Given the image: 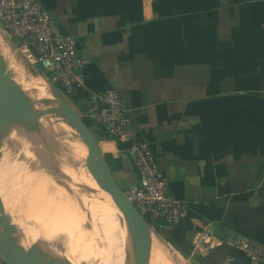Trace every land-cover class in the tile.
<instances>
[{
    "label": "crops",
    "instance_id": "crops-1",
    "mask_svg": "<svg viewBox=\"0 0 264 264\" xmlns=\"http://www.w3.org/2000/svg\"><path fill=\"white\" fill-rule=\"evenodd\" d=\"M42 2L87 61L71 104L87 116L97 93L119 89L132 140L149 143L188 205L179 224L159 225L165 235L139 217L189 264H250L227 239L264 244V0ZM90 129L127 196L138 179L130 150Z\"/></svg>",
    "mask_w": 264,
    "mask_h": 264
},
{
    "label": "rangeland",
    "instance_id": "rangeland-1",
    "mask_svg": "<svg viewBox=\"0 0 264 264\" xmlns=\"http://www.w3.org/2000/svg\"><path fill=\"white\" fill-rule=\"evenodd\" d=\"M0 39L2 40L0 43L3 44L4 47H7L8 51H11L13 53V57L15 58V62L12 60L4 61L0 59V63H7L6 67L9 69L6 68V70H8L5 72L6 74L8 73L7 76H11H9V80L8 77L6 78V81L8 80L7 82L11 83V87H6L4 89L3 80L0 78V140H2V142L11 143V145L16 148L21 147V151H19L20 153L16 152V155L18 154L19 159L18 156L14 158L17 162L12 159V156L3 154L1 151L3 149L0 148V176L3 177L2 179H6L7 181L8 179H11V182H13L14 177H16L17 182L20 181L18 183L20 186L19 191L21 192L22 190V194H27L28 198L31 200L35 199V196L37 198V195L43 196L44 194H48L53 190H57L60 192L61 196L75 208L76 211L78 209L79 212L77 211V215L80 216L83 221L86 220L85 222L88 223L97 222L106 228V230L101 235L103 244H107L106 247L116 251L120 255H126V258L137 262L138 257L137 260L134 257H129L130 254L128 253L124 240L120 235L121 227L118 228L119 224H121L120 219H118L119 222L118 220L116 221L117 214L113 212L111 206H109L108 210H106V208L100 203H96V205H93L94 207H90V197L88 198L89 195L86 192L88 190H93L95 186H98V192L101 198L106 203H108V205L109 202L106 194L104 195L102 191V185L94 174L92 168L90 167L92 170L91 175L85 168L87 167L88 161L87 146L79 138L71 124L61 113L58 107L59 103L55 95H50L45 92L39 81L40 79L44 84L47 85V87L50 88L48 85V80L45 78L42 72L37 74L33 72L32 69H30L29 65L31 67L32 65L30 64L29 60H27V58H25L21 51H19L17 48V44L19 43L18 38L13 34L4 31L1 26ZM18 61L26 64L27 72L30 74L31 79L39 84V87L42 91L35 90V87L32 85L33 83H31L30 80L28 83L26 82L28 85H22L23 83L21 84V79H19L17 70ZM34 74L37 75L39 79L35 77ZM13 90L15 93H13ZM63 93L68 98V100H70L69 95L65 92ZM7 95H18L16 98H20L21 101L25 102L26 105L28 104V106L18 103L17 105H12V110L10 107L7 108V99H9ZM10 99L12 98L10 97ZM20 121H22L23 124H20ZM10 126H12V128ZM71 158H74V162H76L78 165L74 163L73 166L71 163ZM78 158L80 160L82 159V162L79 163L80 160ZM21 159L23 161L22 167H20ZM77 159L79 161H77ZM13 165L17 166L16 169L14 168L15 166L13 167L15 170H17L16 172H18L16 174L12 172L13 168H11V166ZM23 168L25 171H23ZM73 174L84 177L86 184L83 186H85V188H83L81 185L82 181L75 179ZM106 193H108L107 190ZM15 196L16 195L13 193H10V198L12 200L15 199L16 202L21 201L20 198L19 200L17 197L15 198ZM87 204L90 206H87ZM98 204L100 205L98 206ZM94 209L96 210V213L95 211L92 212ZM7 212L12 217V211ZM122 212L127 214H133L132 212H134L133 216L137 218L139 217V215L131 207L127 198L123 202ZM91 230L92 228L89 229V232ZM122 231L127 236L124 228H122ZM126 238L127 241H129L128 236ZM158 238L161 239L159 236ZM112 241H117L118 246L114 247L111 245V243L108 244ZM161 241L164 243L163 245L165 246V250L162 251L163 254L159 257L162 261L159 262L160 264H189L184 256L175 248V246H172L169 243L166 245L167 242L165 243L162 239ZM58 244L59 250H67L62 243ZM79 251V249L76 251L77 254ZM79 253L82 252L80 251ZM83 253V256L85 257L88 252L86 253V250L84 249ZM87 257L88 256L84 258L86 260H84L85 264H89V259L99 263V261L93 257ZM16 259L17 258H9V264H16Z\"/></svg>",
    "mask_w": 264,
    "mask_h": 264
},
{
    "label": "built area",
    "instance_id": "built-area-1",
    "mask_svg": "<svg viewBox=\"0 0 264 264\" xmlns=\"http://www.w3.org/2000/svg\"><path fill=\"white\" fill-rule=\"evenodd\" d=\"M0 26L18 38L17 48L29 62L42 67V74L67 94L85 85L86 59L79 53L75 35L64 33L42 0H0ZM131 107L116 87L96 94L87 116L116 141L132 140ZM133 141V140H132ZM138 174L126 190L140 214L153 225L159 221L175 226L188 215V205L170 189L168 180L147 141L134 140L128 148ZM202 241H212L201 233ZM228 244L242 250L250 264H264V244L244 234H234Z\"/></svg>",
    "mask_w": 264,
    "mask_h": 264
},
{
    "label": "bare ground",
    "instance_id": "bare-ground-1",
    "mask_svg": "<svg viewBox=\"0 0 264 264\" xmlns=\"http://www.w3.org/2000/svg\"><path fill=\"white\" fill-rule=\"evenodd\" d=\"M0 42H2L1 39H0ZM12 54L13 53L11 51H8L7 47H4V45L0 43V59L4 61L12 60L13 62H15V58L13 57ZM6 64L7 63H0V78L3 80V83H4L3 89L6 87H11L10 86L11 83L7 82L10 79L9 78L10 75L7 76L8 73L6 74L5 72L9 69L8 67H6ZM26 67H27L26 64H23L20 61H18L17 70H18L19 79H21L20 81L21 84L22 83H23L22 85L27 84L28 81L30 80V82L33 83L32 85H34L35 90L42 91L39 87V84L35 82L33 79H31V76L27 72ZM29 67L30 69H32L33 72L37 74L40 73L37 70H35L33 67H31L30 65ZM6 68L8 69L6 70ZM4 72H5V75H4ZM34 76L37 77V75L35 74ZM7 77H8V80L6 81ZM39 81L45 92H47L50 95L54 94L53 91L49 87H47L46 84H44L40 79ZM6 83H7V86H6ZM13 93H15V91ZM7 96L9 98L7 99V108L10 107L11 110H12V105L14 104L17 105L18 103H20V104L26 105L25 102L21 101L20 98H16V96L18 95L16 96L7 95ZM10 97L12 99H10ZM26 106H28V104ZM19 123L23 124L22 121H20ZM10 127L12 128V126ZM0 141H1L0 148L3 149L1 150L2 153L7 156H12V159L15 161L14 158L18 156V154L16 155V152L21 151L20 149L21 147L16 148L13 145H11V143L2 142V140ZM9 149L10 151L8 152ZM18 159H19V156H18ZM78 159L77 161L80 160ZM81 160L79 161V163L82 162ZM71 161H72L71 162L72 165L76 163L74 162L75 161L74 158H71ZM22 162L23 161L21 159L20 167H22L23 165ZM14 166L15 165L11 166V168H13ZM16 167L17 166H15L14 168L16 169ZM14 168L12 172H14V174L18 173L16 172L17 170H15ZM85 168L87 172L91 175L92 170L90 166L87 165V167ZM23 171H25V169ZM94 174L96 175L100 184L102 185V191L104 195L106 194L109 205L101 198L98 192V189H99L98 186L97 187L95 186L93 190H88L87 192L85 190V192L89 195L88 198L90 197L91 206L88 204L87 206L94 207L93 205H96V203H100L106 208V210H108L109 206H111L113 212L117 214L116 221L120 219V222H121L122 227L124 228V231L128 232L127 233V236H129L128 242L133 248L134 254L135 252L137 254V257H138V260L136 259L137 262L132 261L129 258H126L125 257L126 255L125 256L120 255L116 251L106 247L107 244L106 245L103 244L102 236H101L102 233L106 230V228L102 224H99L97 222L88 223V222H85L86 220L83 221L80 218V216L77 215L78 209L76 211L75 208L66 199H64L61 196L60 192H58L57 190H53L49 192L48 194H44L43 196L37 195V198L35 196V199L31 200L30 198H28L27 194H22V190H21L22 188L20 189L21 192L19 191L20 186L18 185V183L20 181L17 182L16 177H14V181L11 182V179H8L7 181L6 179L5 180L2 179L3 177L0 176V209L6 212L12 211V217L10 216L11 217L10 222L13 226V229L11 231V240H14L16 242L18 248L29 252V256L27 260H21L17 258L15 260L16 264H23V263L24 264H39V262H41V260L45 259L46 257L47 258L58 257L64 260L68 259L70 260L69 261L70 264H85L84 258L86 256H88L87 258L93 257L94 259L99 261L100 264H160L159 262H162L159 257L163 254L162 251L165 250L164 249L165 246L163 245L164 243H162L161 239L158 238L157 234L153 232L154 230L152 231L151 228L147 226L148 224L146 225V223L140 217L138 218L134 217L133 216L134 212H132L133 214H127L125 212H122V205H123L124 200L126 199L125 196L121 198L120 200V207L119 208L116 207V205H114V203L111 201L110 195L106 193V187L108 184L106 175L104 173H97V174L94 173ZM73 177L77 180L79 179L80 181H82V184H81L82 186L86 184L84 177H81L80 175H74ZM83 188H85V186H83ZM10 193H13L14 195H16L15 198L16 197L18 199L20 198L21 201L16 202L15 199L12 200L10 198ZM100 204H98V206ZM95 209L92 210V212L95 211L96 213ZM19 218L25 219L30 224H32L34 231L48 238L50 242L62 243L65 249L69 250V253L66 255L64 254L60 256H54L55 250L52 253H48L45 249L33 248L32 246L33 243L30 241L31 235L29 233H26L27 231L23 230L24 226L22 225H20V227L18 225L16 226V222H18ZM119 227H120V224L118 228ZM91 228L92 230L89 232V229ZM115 234L118 235L117 233ZM112 242H109L108 244L111 243V245H113L114 247L118 246L117 241H112ZM79 247H81V249H79ZM76 249L77 250L79 249L82 253H79L80 252L79 251L77 254ZM84 249L86 250V253L88 252L85 257L83 256Z\"/></svg>",
    "mask_w": 264,
    "mask_h": 264
},
{
    "label": "water",
    "instance_id": "water-1",
    "mask_svg": "<svg viewBox=\"0 0 264 264\" xmlns=\"http://www.w3.org/2000/svg\"><path fill=\"white\" fill-rule=\"evenodd\" d=\"M48 85L50 86L51 90L53 91L55 97L58 100V107L63 114V116L68 120V122L71 124L79 138L83 141V143L87 146L88 149V161L87 165H89L94 173H104L106 175L108 184L106 187V190L108 194L111 197V201L116 205V207H120V200L124 196L128 199L130 202L131 207L133 210L142 217L146 222L148 220L143 217L140 212L137 210L133 202L128 198V196L125 195L123 188L118 183L112 169L110 162L108 160L107 155L102 151L101 145L99 141L97 140L96 136L90 129V127L84 122L83 117L78 113V111L74 108V106L71 104L70 100L65 96L64 93L60 91L59 88H57L54 84L48 81ZM133 144L132 140L122 141L119 143V146L121 148H129ZM11 217L10 215L0 209V245L3 248L5 254L8 258H18L21 260H27L29 256V252L26 250H22L18 248L16 242L14 240H11V231L13 229V226L11 224ZM22 225L24 226V231H27L26 233H29L31 235V242L33 243V248H39V249H45L48 253H52L54 250V256H60V255H66L68 254V250H59V244L50 242V240L43 235H40L36 233L32 227V224H30L25 219H18V222H16V226ZM121 227V236L124 240L126 249L128 253L130 254L129 257H135L137 259V254L131 247L130 243L127 241L126 236L124 235L122 231V225ZM119 227V228H120ZM81 249V247H79ZM70 260L68 259H60L58 257L56 258H45L42 259L39 264H70ZM89 264H99L98 262H95L93 260H88Z\"/></svg>",
    "mask_w": 264,
    "mask_h": 264
},
{
    "label": "trees",
    "instance_id": "trees-1",
    "mask_svg": "<svg viewBox=\"0 0 264 264\" xmlns=\"http://www.w3.org/2000/svg\"><path fill=\"white\" fill-rule=\"evenodd\" d=\"M30 64L32 65V67L35 69V70H37L38 72H42V67L39 65V64H37V63H33V62H30ZM57 88H59L60 89V91L63 93L64 91H63V89L60 87V86H58V85H55ZM83 117V120H84V122L90 127L91 125H92V123H93V119L92 118H89V116H82ZM93 120V121H92ZM108 160H109V162H110V165H111V159L108 157ZM112 167H113V165H111V169H112ZM161 223L159 222V221H154V223H153V226L155 227V229H156V231L157 232H160V233H162V234H164L161 230H160V228H159V225H160ZM162 225V224H161ZM165 235V234H164Z\"/></svg>",
    "mask_w": 264,
    "mask_h": 264
}]
</instances>
